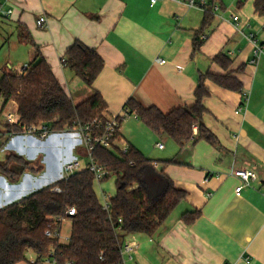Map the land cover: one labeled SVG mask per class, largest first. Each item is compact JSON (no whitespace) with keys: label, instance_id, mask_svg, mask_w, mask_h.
Segmentation results:
<instances>
[{"label":"crops","instance_id":"1","mask_svg":"<svg viewBox=\"0 0 264 264\" xmlns=\"http://www.w3.org/2000/svg\"><path fill=\"white\" fill-rule=\"evenodd\" d=\"M247 4L252 7L246 8ZM1 6L11 11L9 16L0 15V27L8 33L5 42L12 39L10 51L18 53L14 69L31 63L40 49L74 103L97 90L109 115L121 113L130 98L164 112L192 106L201 75L235 77L250 93L240 113L236 110L242 103L241 91L225 88L210 77L205 82L209 96L204 123L217 136V145L200 139L180 149L175 140L152 131L139 118L122 121L119 147L133 144L150 158L147 153L152 148L146 142H155L162 156L150 158L151 166L163 169L187 192L154 235L125 236L124 243L135 240L138 246L123 259L124 264H264V55L253 61L255 46L247 37L253 33L264 44V16L255 11L254 0L237 4L241 12L223 9L214 14L198 50L195 37L205 13L179 0H160L155 5L151 0H2ZM235 15L240 16L243 33L235 27ZM41 16L47 17L44 27L38 24ZM20 25L27 28L33 44L20 40ZM76 41L95 50L105 62L93 86L64 63L67 49ZM219 53L226 56L222 62L215 60ZM158 58L166 62L159 63ZM0 100L2 108L4 100ZM11 107L18 111L15 101ZM3 120L0 160L14 152L37 161L42 169L24 173L17 182L0 181V208L51 184L63 159L85 156L82 146L61 138V131L44 140L23 133L3 136ZM233 167L252 169L258 176L241 195L236 192L241 180L231 173ZM111 178L95 185L99 200L102 192L116 195V177ZM154 192H158L155 187ZM198 209L201 216L193 224L185 223L183 214ZM71 229L72 223L70 233ZM36 256L30 251L17 264H32Z\"/></svg>","mask_w":264,"mask_h":264},{"label":"trees","instance_id":"2","mask_svg":"<svg viewBox=\"0 0 264 264\" xmlns=\"http://www.w3.org/2000/svg\"><path fill=\"white\" fill-rule=\"evenodd\" d=\"M221 2L210 0L203 25L195 37L197 50L205 42L202 35L212 25L214 6L223 8ZM242 3L239 0L238 4ZM254 8L264 16V0H254ZM0 15L4 16L1 12ZM19 38L34 43L22 25ZM225 57L224 53H219L215 60L222 62ZM64 63L89 86L94 85L105 66L103 58L81 41L67 49ZM207 77L225 88L243 92L242 84L230 74L215 76L209 73L199 77L192 106H179L164 112L157 106L146 107L130 98L124 107H128L152 131L171 137L180 149L188 142L200 139L217 145V136L204 123L207 113L205 99L209 96L205 83ZM0 99L4 100L0 113L4 112L8 102L15 101L20 115L17 125L7 120L2 122L3 136L23 133L26 128L40 123L47 124L52 131L73 129L90 124L96 118H105L107 110V103L97 90L81 103H74L40 49L25 71L12 67L3 70ZM93 155L98 163L112 172L111 177H116L117 192L111 198L110 213L98 198L94 174L88 168L35 190L0 208V264L24 261L30 251L44 256L51 250H54L58 264H124L122 245L125 236L136 233L154 235L187 198V192L177 187L163 169H154L151 166L153 160L133 144L128 145L126 153L120 152L119 147L97 146ZM41 169L33 160L14 152L0 160V174L11 182L19 181L26 172L37 174ZM56 186L61 188L60 192L54 191ZM154 187L158 189L157 193ZM73 207L76 214L69 216L67 212ZM201 214L199 209L188 211L183 214V220L193 224ZM59 217H68L72 223L67 242L46 234L48 229L53 232L61 230L62 223L56 221Z\"/></svg>","mask_w":264,"mask_h":264},{"label":"built area","instance_id":"3","mask_svg":"<svg viewBox=\"0 0 264 264\" xmlns=\"http://www.w3.org/2000/svg\"><path fill=\"white\" fill-rule=\"evenodd\" d=\"M0 12H2L3 15L9 16L11 11H4L2 9L1 3L2 0H0ZM158 1L160 0H151V4L155 5ZM181 2H184L186 5L189 7L197 8L202 11L208 10V5L210 0H179ZM221 10L219 5L214 6L213 12L216 14ZM235 27L237 31L243 33L242 28L239 25V20L240 16L235 15L233 17ZM38 24L41 27H44L47 25V17L46 16H41L38 19ZM202 37L204 39L207 38V34H203ZM250 41L254 43V59L253 61L256 62L262 55H264V44L258 43V40L256 39L255 34L251 33L247 36ZM159 63H165L166 60L164 59H157ZM28 68V64L22 65L19 70L25 71ZM242 103L241 105L237 108L236 113H240L243 110V106L248 103L250 93L247 90H244L242 92ZM5 118L8 123L17 125L19 124L20 121V115L18 111H14L13 109L10 110L9 113L5 114ZM135 117L138 118L136 114L130 112L128 107H124L121 113L118 114H112L110 116H106L105 118H96L94 119L90 124L87 125H79L73 129H68V130H63L61 131V138L62 139H67L70 138L75 141V144L78 146H82L85 151V157H87V160L85 161L84 159H81L79 156H73L72 158L68 159H63L62 161V166L60 173L58 177L52 182H56L59 180H65L69 178L71 175L74 173L82 170V169H90V171L93 172L94 174V180L96 184H101L102 182L106 181L109 179L112 175V172L105 167L104 165H101L100 163L97 162L93 155V151L95 147L100 146L108 149H113L115 147H119L118 141L119 139V133H120V126L123 120L129 117ZM195 132H197V128L195 127ZM53 131L50 129V127L45 124V123H40L39 125H32L28 128H26L23 131V134L25 136L28 135H34L37 136L39 139L44 140ZM158 147L161 149L164 148L163 143H158ZM120 152L126 153L128 151V145H124L119 147ZM231 173L237 177L240 178L241 184L236 188L237 195H241V192L243 188L246 185H249V183L252 180H256L258 178L256 172L252 169H247V168H232ZM54 191L60 192L61 188L59 186L54 187ZM111 195H109L106 192L101 193V204L103 208L110 213L111 210ZM68 215L73 216L76 214V209L70 208L68 210ZM69 219L68 217H59L56 218V221L58 224L62 223L66 220ZM70 220V219H69ZM119 222H122V218H119ZM61 230L59 231H51L48 229L46 231V234L48 236H53L55 238H58L61 242V237H60ZM69 237L67 238L68 241ZM138 246L137 241L132 240V241H126L122 245V254H125L126 252L131 253L133 249ZM32 264H58V260L54 256V250H51L49 254L44 255V256H36L32 260Z\"/></svg>","mask_w":264,"mask_h":264},{"label":"rangeland","instance_id":"4","mask_svg":"<svg viewBox=\"0 0 264 264\" xmlns=\"http://www.w3.org/2000/svg\"><path fill=\"white\" fill-rule=\"evenodd\" d=\"M221 1H222L221 3H222L223 8H221L220 11L223 12L224 11L223 9H226L225 11L227 13L228 12L229 13H234V11L241 12L238 9V6H237L239 0H221ZM242 1L243 2H247V0H242ZM248 7L251 8L252 5L251 4H247L246 8H248ZM4 32L5 31H3L2 28L0 27V77L2 76V73H3L2 70L6 69V68H9V67L15 68V66H16L15 64H17V62H18L16 59L19 57L18 53H16V52L14 53V52L10 51L12 39H9L7 42H5L6 37H8V33H4ZM1 103L2 102L0 100V108H1ZM12 104H14V101H10L6 105V108L4 109V112L0 113V121L3 120V116L6 117L5 116L6 113L10 112V110L12 108L11 107ZM104 114L107 117L111 115V114L109 115V114H107L105 112H104ZM4 120H6V118H4ZM4 120H3V123H4ZM2 128H4V127H2ZM0 142H1V139H0ZM146 144H147V146H151V148H152L151 152L147 153L150 158L159 159L160 156H162V155H160L161 153L157 149L154 148L155 142L152 143V145H151L150 142H146ZM80 157H81V159H84L85 161L87 160V157L83 156L82 154H80ZM1 158H2V156L0 155V159ZM34 162L36 164H39L37 161H34ZM3 177L4 178H0L1 182H3V183H9L10 182L9 179L6 178L4 175H3ZM111 179L113 180L114 178H111ZM104 182H106V181H104ZM104 182H102V184ZM102 184H100V185H102ZM115 186H116V183L115 184L113 183V187H115ZM99 188H101V187H99ZM31 192H33V190L30 191L29 193H31ZM29 193H25L24 195L22 194L20 196L24 197V196L28 195ZM109 194H111V192ZM70 228H71V222H70L69 219H66L63 222V224H62L61 233H60V237H61L62 242H67V237L69 236Z\"/></svg>","mask_w":264,"mask_h":264}]
</instances>
